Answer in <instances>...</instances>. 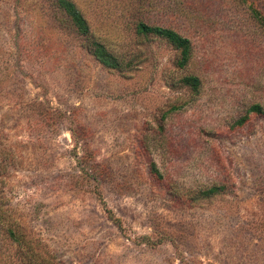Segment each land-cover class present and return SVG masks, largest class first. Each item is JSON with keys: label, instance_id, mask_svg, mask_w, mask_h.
Returning a JSON list of instances; mask_svg holds the SVG:
<instances>
[{"label": "rangeland", "instance_id": "rangeland-1", "mask_svg": "<svg viewBox=\"0 0 264 264\" xmlns=\"http://www.w3.org/2000/svg\"><path fill=\"white\" fill-rule=\"evenodd\" d=\"M73 1L0 0V264H264V0Z\"/></svg>", "mask_w": 264, "mask_h": 264}, {"label": "trees", "instance_id": "trees-1", "mask_svg": "<svg viewBox=\"0 0 264 264\" xmlns=\"http://www.w3.org/2000/svg\"><path fill=\"white\" fill-rule=\"evenodd\" d=\"M57 1L59 6L71 18L78 31L83 35L91 36L90 24L77 4L73 0ZM242 1L248 3V0ZM250 6L252 7L254 17H256L259 23L264 26V14H262L260 10L256 9L252 4H250ZM137 29L140 33L146 35L153 34L165 39L179 51V58L177 61L178 65L180 67H184L188 64L192 54V42L190 38L182 35L180 32L173 28L159 25H150L142 21L137 24ZM91 50L98 61L104 66L112 69H119L123 66L119 58L115 54H113L103 42L95 39L94 37L91 40ZM183 81L187 85H190V87H192L193 89L198 90L200 80L196 76H186L185 78H183ZM251 113L264 115V108L259 103L252 104L248 108L245 117L241 118L238 121V124H243ZM152 169L154 170V172L158 173V169L156 168L155 164L154 166H152ZM220 189L221 187L213 186L212 188L204 191V193L206 195H211L217 193ZM11 234L16 238L15 232L13 230L11 231Z\"/></svg>", "mask_w": 264, "mask_h": 264}]
</instances>
